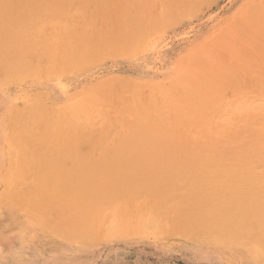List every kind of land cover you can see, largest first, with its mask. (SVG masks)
I'll use <instances>...</instances> for the list:
<instances>
[{
	"label": "rangeland",
	"instance_id": "obj_1",
	"mask_svg": "<svg viewBox=\"0 0 264 264\" xmlns=\"http://www.w3.org/2000/svg\"><path fill=\"white\" fill-rule=\"evenodd\" d=\"M155 1L0 0V264H264V245L251 243L249 239L253 230L248 237H242L245 239L231 240L222 239L215 230L197 226L200 221L197 211L213 190L211 178L218 176L227 182L224 201L235 207L244 193L259 187L254 179L264 181V104L242 109L236 102L264 96V0H157L156 9L148 6ZM61 23L67 25L68 31ZM60 44L63 46L58 48ZM56 47L62 49L61 55ZM52 56L59 57V64L61 58L62 63L66 61L55 66L57 59ZM201 60L202 63L207 60L206 64L198 62ZM196 61L198 63L194 64ZM3 66H16L19 72L5 76ZM208 69L211 76L223 82L225 90V97L215 110H218L217 116L212 117L214 121L208 126L190 117L186 124L177 126L172 119L164 122L170 134H153L154 126L146 125L152 114L164 111L171 116L176 110L188 114L190 105L197 106L195 97L201 95L200 91L203 94L200 82L204 81L196 80L194 75L201 77ZM185 80L186 84L182 83ZM175 86L179 89H174ZM188 89L192 92L191 100L180 102L181 97L187 98ZM139 90L147 100L142 101ZM231 98H235L232 104ZM125 100L131 103L124 104ZM40 110L47 115L59 114L61 110L60 113L82 111L93 115L97 122H104L106 118L105 123L100 121L91 129L90 126L79 129L73 139L66 142L65 146L70 148H62L60 143L47 145L42 140H34L28 146L38 155L60 157L69 193L81 191L83 200L87 201L93 197L97 202L108 200L110 207L102 215L96 211V215L102 218L111 212L112 217H104L114 220L116 216V222L108 221L109 235L104 226L103 234L99 231L101 228H96L103 223L83 221L86 212L83 214L81 209L75 208L73 199L72 205L63 211L49 208L41 213L8 201L7 179L11 175L8 174L15 171L17 178L22 165V158L19 155L16 159V148L8 139H11L13 126L17 129L25 115L37 116ZM206 128L209 129L207 135L204 134ZM27 169L24 167L22 172L30 175L32 182L34 175L32 171L27 173ZM235 181H241L239 188L232 187ZM131 193H135L133 199ZM122 198L124 205L119 203ZM138 199L140 206L135 203ZM148 205L152 210L149 207L147 213ZM174 205L176 208L171 210ZM136 206L140 209L132 210Z\"/></svg>",
	"mask_w": 264,
	"mask_h": 264
},
{
	"label": "bare ground",
	"instance_id": "obj_2",
	"mask_svg": "<svg viewBox=\"0 0 264 264\" xmlns=\"http://www.w3.org/2000/svg\"><path fill=\"white\" fill-rule=\"evenodd\" d=\"M69 1V0H68ZM152 1V0H151ZM155 1V0H154ZM157 1V0H156ZM156 1H155V6L154 5H148L149 7H155V9H156V4H158V3H156ZM150 2V1H149ZM122 3H123V1H122ZM76 4V3H75ZM74 4V5H75ZM23 5V4H22ZM77 5V4H76ZM260 5V4H259ZM258 5V6H259ZM80 6V5H79ZM121 6H123V4L121 5ZM55 7V6H54ZM61 7V6H60ZM120 7V6H119ZM145 7V6H144ZM257 7V6H256ZM260 7V6H259ZM74 8V10L76 9V11H77V8H75V7H73ZM92 8H93V5H92ZM95 8V7H94ZM93 8V9H94ZM258 8V7H257ZM49 9H50V7H49ZM48 9V10H49ZM53 9V8H52ZM91 9V8H90ZM90 9H89V11H90ZM117 9H118V7H117ZM143 9V8H142ZM253 9H255V8H253ZM51 10V9H50ZM55 10V9H54ZM95 10V9H94ZM120 10H124V9H120ZM260 10V9H259ZM26 11V10H25ZM79 11V10H78ZM254 11V10H253ZM20 12V11H19ZM111 12H113V11H111ZM110 12V13H111ZM145 12V11H144ZM148 12H150L151 13V10L150 11H148ZM147 12V13H148ZM152 12H154V11H152ZM251 12V11H250ZM259 12V11H258ZM258 12H256V13H258ZM33 13V12H32ZM36 13H38V12H36ZM58 13V12H57ZM94 13V12H93ZM39 14V13H38ZM56 14V13H55ZM90 14V13H89ZM88 14V15H89ZM95 14V13H94ZM112 14V13H111ZM21 15V14H20ZM41 15V14H40ZM120 15H121V12H120ZM149 15V14H148ZM249 15V14H248ZM253 15H254V13H253ZM44 16V15H43ZM75 16V15H74ZM150 16V15H149ZM155 16H157V15H155ZM42 17V16H41ZM54 17V16H53ZM77 17V16H76ZM93 17V16H92ZM148 17V16H147ZM151 17V16H150ZM153 17V16H152ZM159 16H157V18H158ZM256 17V16H255ZM65 18V17H64ZM120 18V17H119ZM124 18H125V16H124ZM143 18V17H142ZM154 18V17H153ZM262 18H263V16H262ZM74 19H77V18H74ZM89 19V18H88ZM149 20L151 19V18H148ZM241 19V18H240ZM256 19V18H255ZM34 19H32V21H33ZM44 20V19H43ZM47 20V19H46ZM80 20V19H79ZM90 20H93L92 18H90ZM262 20V19H261ZM13 21V20H12ZM38 21H39V19H38ZM104 21V20H103ZM150 21H152V20H150ZM157 21V20H156ZM242 21L243 20H241V22L240 23H242ZM10 22V21H9ZM37 22V21H36ZM54 22V21H53ZM55 22H58V21H55ZM90 22V21H89ZM89 22L87 21V25H90L89 24ZM119 22H120V20H119ZM125 22V21H124ZM155 22V21H154ZM153 22V23H154ZM46 23H48V22H46ZM91 23V22H90ZM152 23V22H151ZM152 23V24H153ZM245 23V22H244ZM34 24V23H33ZM32 24V25H33ZM49 24V23H48ZM56 24V23H55ZM61 24H63L62 26H66L65 27V30H67L68 31V29H67V25H64L65 23H61ZM74 24H78V23H74ZM105 24V23H104ZM143 24H145L144 22H143ZM150 24V23H149ZM157 24H158V22H157ZM5 25V24H4ZM35 25V24H34ZM57 25V24H56ZM99 25H100V23H99ZM120 25V24H119ZM125 25V24H124ZM60 26V25H59ZM61 26V27H62ZM146 26V25H145ZM153 26V25H152ZM158 26V25H157ZM156 26V27H157ZM13 27V26H12ZM22 27V26H21ZM71 26H69V28H70ZM143 27V26H142ZM147 28L149 27V26H146ZM145 27V28H146ZM14 28V27H13ZM17 28V27H16ZM44 28V27H43ZM58 28L59 27H57L56 29L58 30ZM98 28H102V27H98ZM111 28H112V26L109 28L110 30H111ZM115 28V27H114ZM113 28V29H114ZM159 27H157V29H158ZM41 29V28H40ZM60 30H61V28H59ZM107 29V28H106ZM239 29V28H238ZM237 29V30H238ZM248 29V28H247ZM37 30H39V29H37ZM44 30V29H43ZM59 30V31H60ZM65 30H64V32H65ZM99 30V29H98ZM102 30V29H101ZM117 30V29H116ZM116 30H115V32H116ZM144 30V29H143ZM156 30V29H155ZM39 31H41L42 32V30H39ZM67 31L65 32V34L67 33ZM108 31V30H107ZM114 31V30H113ZM151 31V30H150ZM249 31V30H248ZM14 32V31H13ZM27 32H29V31H27ZM34 32V31H33ZM38 32V31H37ZM47 32H49L50 33V31H48L47 30ZM56 32V31H55ZM76 32V31H75ZM159 32H161L160 30H159ZM57 33V32H56ZM61 33V32H60ZM111 33V32H110ZM61 34H63V33H61ZM64 34V35H65ZM105 34V33H104ZM161 34V33H160ZM12 35V34H11ZM19 35V34H18ZM25 35V34H24ZM30 35V34H29ZM39 35H41V34H39ZM38 35V36H39ZM49 35V34H48ZM47 35V36H48ZM52 35V34H51ZM100 35H101V33H100ZM103 35V34H102ZM114 35H115V33H114ZM126 35H127V33H126ZM149 35V34H148ZM152 35V34H151ZM150 35V36H151ZM15 36V35H14ZM14 36H13V38H14ZM26 36V35H25ZM38 36H36V37H38ZM153 36V35H152ZM40 37V36H39ZM48 38V37H47ZM52 38V37H51ZM75 38H77V37H75ZM145 38V37H144ZM15 39V38H14ZM32 39V38H31ZM64 39H66V38H64ZM113 39V38H112ZM12 40V39H11ZM44 40H48V39H44ZM49 40H51V39H49ZM56 40V39H55ZM71 40V39H70ZM76 40V39H75ZM113 40H115V39H113ZM118 40H120V39H118ZM146 40V39H145ZM27 41V40H26ZM29 41V40H28ZM38 41V40H37ZM123 41V40H122ZM13 42V41H12ZM56 42L58 43V41L56 40ZM116 42V41H115ZM121 41H119V43H120ZM145 42V41H144ZM146 42H147V40H146ZM17 43V42H16ZM29 43V42H28ZM39 43V42H38ZM48 43H50V42H48ZM53 43V42H52ZM56 43V44H57ZM66 43V42H65ZM104 43H106V42H104ZM112 43H114V42H112ZM21 44V43H20ZM35 44V43H34ZM63 44V43H62ZM72 44V43H71ZM74 44V43H73ZM114 44H118L117 42L116 43H114ZM146 43H144V45H145ZM19 45V44H18ZM26 45V44H25ZM28 45V44H27ZM26 45V46H27ZM42 45V44H41ZM44 45V44H43ZM42 45V46H43ZM112 45V44H111ZM15 45H13L12 47H14ZM24 46V45H23ZM30 46V45H29ZM31 46H33V45H31ZM37 46V45H36ZM53 46V45H52ZM58 46V45H57ZM61 46H63V45H59L58 46V48L59 47H61ZM118 46H119V44H118ZM125 46V45H124ZM155 46V45H154ZM39 47V46H38ZM70 47H72V46H70ZM70 47H68V48H70ZM103 47H104V44H103ZM111 47V46H110ZM121 47H122V45H121ZM142 47V46H141ZM22 47H20V49H21ZM32 48V47H31ZM49 48H51V47H49ZM57 47H56V49H58ZM66 48V47H65ZM123 48V47H122ZM121 48V49H122ZM218 48V47H217ZM27 49V48H26ZM25 49V50H26ZM40 49V48H39ZM43 49V48H42ZM53 49H55V48H53ZM52 49V50H53ZM12 50V49H11ZM29 50V49H28ZM27 50V51H28ZM38 50V49H37ZM44 50V49H43ZM42 50V51H43ZM50 50V49H49ZM208 50V49H207ZM214 50V49H213ZM7 51V50H6ZM47 51V50H46ZM60 51L62 52V49H58V55H61L60 54ZM113 51V50H112ZM119 51V50H118ZM117 51V52H118ZM121 51V50H120ZM8 52V51H7ZM38 52V51H37ZM104 52V51H103ZM114 52V51H113ZM214 52V51H213ZM3 53V52H2ZM13 53H14V51H13ZM43 53V52H42ZM149 53V52H148ZM3 54H5V53H3ZM28 54V53H27ZM109 54V53H108ZM50 55H51V53H50ZM50 55L49 56H47L46 55V58H48V57H50ZM107 55V54H106ZM119 55V54H118ZM212 55V54H211ZM210 55V56H211ZM19 56V55H18ZM30 56V55H29ZM33 56H34V54H33ZM44 56V55H43ZM104 56V55H103ZM115 56H116V54H115ZM222 56V55H221ZM5 57V56H4ZM6 57H8V56H6ZM28 57V56H27ZM31 57V56H30ZM53 57V56H52ZM63 58L65 57V55L64 56H62ZM220 57V56H219ZM16 58V57H15ZM25 58V57H24ZM54 59H57V58H59L58 56H56V57H53ZM61 58V57H60ZM102 58V57H101ZM118 58V57H117ZM142 58V57H141ZM195 58V57H194ZM221 58H223V56L221 57ZM228 58H229V55H228ZM62 59V58H61ZM60 59V63L63 65V63H64V60H63V63L61 62L62 60ZM224 59V58H223ZM226 59V58H225ZM25 60V59H24ZM40 60V59H39ZM42 60V59H41ZM53 60V59H52ZM95 60V59H94ZM98 60V59H97ZM222 60V59H221ZM6 61V60H5ZM18 61H19V59H18ZM26 61H28L29 62V60H27L26 59ZM34 61V60H33ZM47 61V60H46ZM50 61V60H49ZM54 61V60H53ZM57 61V62H56ZM55 62L56 63H58L59 61H58V59L56 60ZM66 61V60H65ZM225 61V60H224ZM228 61H229V59H228ZM228 61H227V63H228ZM234 61V60H233ZM232 61V62H233ZM2 62V61H1ZM69 62H71V61H69ZM68 62V63H69ZM90 62V61H89ZM92 62V61H91ZM104 62V61H103ZM192 62V61H191ZM198 62H200V63H202V60L201 61H198ZM197 61H196V63H194V64H197L198 63ZM205 62H207V60L205 61ZM204 62V63H205ZM15 63V62H14ZM21 63V62H20ZM24 63V62H23ZM31 63H32V61H31ZM36 63H38V61L36 62ZM83 63V62H82ZM87 63V62H86ZM204 63H202V64H204ZM237 63V62H236ZM25 64V63H24ZM39 65H40V63H38ZM43 64V63H42ZM41 64V66H44V65H42ZM47 64H49V63H47ZM50 64H51V62H50ZM61 64H54L55 66H58V65H61ZM65 64H67V62L65 63ZM64 64V65H65ZM81 64V63H80ZM79 64V65H80ZM88 64V63H87ZM189 64H190V62H189ZM206 64V63H205ZM208 64V63H207ZM231 64V63H230ZM9 65V64H8ZM27 65V64H26ZM25 65V66H26ZM54 65H53V68H54ZM69 65V64H68ZM233 65H234V62H233ZM28 66H30L29 64H28ZM80 66H82V65H80ZM2 67V66H1ZM4 67V69L5 70H3L4 71V75L5 76H9L10 75V77L11 76H15V75H17V73L19 72V68L18 67H16V66H12V67H8V66H3ZM19 67H21V66H19ZM32 67V66H31ZM35 67V66H34ZM47 67V66H46ZM78 67V66H77ZM22 68V67H21ZM36 68V67H35ZM48 68V67H47ZM46 68V69H47ZM58 68V67H57ZM68 68H71V67H68ZM27 69H29V68H27ZM41 69H42V67H41ZM44 69V68H43ZM51 69V68H50ZM31 70V69H30ZM53 71H54V69H52ZM65 70V69H64ZM68 70L70 71V69H67V72H68ZM74 70V69H73ZM213 70V69H212ZM33 71V70H32ZM32 71H30L29 73H31ZM39 71H40V69H39ZM57 71V70H56ZM55 72V71H54ZM60 72H61V70H60ZM62 72H64L63 70H62ZM66 72V71H65ZM110 72V71H109ZM189 72V71H188ZM34 73V72H33ZM41 73V72H40ZM47 73V72H46ZM56 73V72H55ZM73 73V72H72ZM210 71H209V69L207 70V72L205 71L202 75H201V77H199V76H197V75H194V77H195V79L197 80H202V81H204V82H200L201 84H203V88H204V92H203V94H202V91H200L199 92V94L201 93V95L199 96V97H195V96H197V95H195L194 97L196 98V100H197V102H198V104H196L197 106H191L190 105V111H191V113H189L188 112V114L187 113H180L178 110H176V112H174V111H172V112H174V113H172V114H174V115H167V113H165L164 111H157L155 114H152L151 115V118L149 119V121H147V123H146V125H153L154 126V129L152 130V133L153 134H156V135H161V134H166V133H168V134H170L171 133V131L169 130V129H165V127H164V125H165V121H170V120H172L173 121V123L175 124V125H177V126H183L184 124H186V122L190 119V117L191 118H193V120L195 121V122H197V123H203L204 122V124H207L208 126L212 123V121H214L213 119H212V117L213 116H217V111L215 112V110L216 109H218V107L220 106V104H221V99L223 98V97H225L224 96V93L223 92H225V90L223 91V87H224V84H223V82L222 81H217L214 77H213V75L211 76L210 74ZM213 73V72H212ZM211 73V74H212ZM2 74V73H1ZM0 74V75H1ZM35 74V73H34ZM36 74H38V73H36ZM42 74V73H41ZM49 75H50V72L48 73ZM54 74V73H53ZM77 74V73H76ZM188 74L189 73H187L186 75V80H188L187 79V77H188ZM22 75H24V74H22ZM26 75V74H25ZM43 75V74H42ZM48 75V76H49ZM63 75V74H62ZM180 75V74H179ZM29 76V75H28ZM34 76V75H33ZM45 76H46V74H45ZM51 76V75H50ZM116 76V75H115ZM2 77V76H1ZM42 77V76H41ZM182 77V76H181ZM205 77V79L203 80V78ZM208 77H210V78H212V79H209ZM189 78V77H188ZM37 79V78H36ZM52 79V78H51ZM29 80V79H28ZM27 80V81H28ZM31 80V79H30ZM40 80V79H39ZM186 80L184 81V82H182V83H185L186 82ZM116 81V80H115ZM189 81V80H188ZM193 81V80H192ZM172 82V81H171ZM174 82V81H173ZM18 83H20V82H18ZM117 84V83H116ZM173 84H176V83H173ZM186 84V83H185ZM189 84H191V82L189 83ZM15 85H17V84H15ZM169 85V84H168ZM167 85V86H168ZM196 85V84H195ZM198 86H200L199 85V82H198V84H197ZM33 86V85H32ZM32 86H30L31 88H32ZM60 86V85H59ZM117 87H118V85H116ZM141 86H142V83H141ZM180 86V85H179ZM183 86V85H182ZM161 87V86H160ZM163 87H165V85L163 86ZM172 87V86H171ZM193 87H196V86H193ZM34 88H36V87H34ZM120 87H118V89H119ZM132 88V87H131ZM140 88V87H139ZM143 88H144V86H143ZM151 88V87H150ZM167 88V87H166ZM174 88V87H173ZM38 89V88H37ZM90 89V88H89ZM127 89H129V87L127 88ZM146 89V88H145ZM144 89V91L146 92L147 90H145ZM154 89V88H153ZM156 89H158V88H156ZM163 89V88H162ZM167 89H169V88H167ZM166 89V90H167ZM174 89H179V87H177L176 88V86H175V88ZM201 90H202V87L200 88ZM42 90V89H41ZM119 90H121V89H119ZM161 90V89H160ZM165 90V89H164ZM173 90V89H172ZM189 90V89H188ZM190 90H191V88H190ZM190 90L187 92V94H188V96H187V98H182L181 97V99H180V102H181V100L182 101H184V99H187V100H191V98H190V96L192 95L191 93L192 92H190ZM193 90V89H192ZM198 90V89H197ZM196 90V91H197ZM65 91V90H64ZM128 91V90H127ZM129 91H132V90H129ZM140 91V90H139ZM142 91V90H141ZM141 91H140V97H142V94H141ZM162 91V90H161ZM168 91V90H167ZM195 91V92H196ZM145 92H143V93H145ZM173 92V91H172ZM172 92H170L171 93V95H173V93ZM189 92H190V95H189ZM62 93V92H61ZM139 93V92H138ZM146 93H148V92H146ZM145 93V94H146ZM159 93V92H158ZM157 93V94H158ZM261 93V92H260ZM121 94H123V92L121 93ZM160 94V93H159ZM258 95H259V93H257ZM45 96L47 95L46 93L44 94ZM51 95V94H50ZM163 95H165V94H163ZM175 95V94H174ZM30 96V95H29ZM78 96V95H77ZM97 96V95H96ZM158 96V95H157ZM161 96V95H160ZM166 96V95H165ZM180 96V95H179ZM39 97H40V95H39ZM71 97V96H70ZM81 97V96H80ZM123 97V96H122ZM126 99H128L129 98V96L128 95H126ZM144 97L146 98L147 96L146 95H144ZM162 97V96H161ZM232 97H234V96H232ZM33 98V97H32ZM31 98V99H32ZM41 98V97H40ZM51 98V97H50ZM124 99H125V97H123ZM135 98H137V97H135ZM145 98H143L142 97V101H143V99L145 100ZM148 98V97H147ZM147 98H146V100H147ZM158 99H161V98H159V97H157ZM168 98H169V96H168ZM45 99V98H44ZM49 99V98H48ZM77 99V98H76ZM97 99H100V98H97ZM130 99H131V97H130ZM130 99H129V101H130ZM154 99V98H153ZM163 99V98H162ZM161 99V100H162ZM173 99V98H172ZM29 100V99H28ZM33 100H35V99H33ZM64 100V99H63ZM138 100H141V98L139 99L138 98ZM161 100H159V101H161ZM165 100V99H164ZM169 100V99H168ZM168 100H166L167 101V103H168ZM174 100H176V102L178 101L177 99H174ZM173 100V101H174ZM227 100V99H226ZM229 100V99H228ZM233 100V101H232ZM238 100V99H237ZM41 101V100H40ZM127 100H125L124 101V104H125V102H126ZM156 101V100H155ZM194 101H195V99H194ZM193 101V102H194ZM235 101V98H231L230 99V103L232 104L233 102ZM42 102V101H41ZM74 102V101H73ZM88 102V101H87ZM97 102H100V101H97ZM128 102V101H127ZM147 102V101H146ZM156 102H158V101H156ZM170 102V101H169ZM200 102V103H199ZM229 102V101H228ZM237 102V105H238V107L239 108H242V109H250L251 107H255V106H261V105H263L264 104V96L262 95V96H259L257 99H253V98H246V99H244V100H242V99H240V100H238V101H236ZM43 103V102H42ZM62 103V102H61ZM63 103L65 104V102L63 101ZM68 103V102H67ZM91 103V102H90ZM104 103V102H103ZM102 103V104H103ZM128 103H131V102H128ZM144 102H142V104H143ZM159 104H161L162 103V101H161V103L160 102H158ZM178 103V102H177ZM176 103V104H177ZM31 104V103H30ZM29 104V105H30ZM48 104H50V103H48ZM63 104V105H64ZM104 104H106V103H104ZM139 104V103H138ZM159 104H157V105H159ZM164 105H165V103H163ZM174 105H175V103H173ZM187 104V103H186ZM236 103H234L233 105H231V107L232 106H234ZM44 105V104H43ZM42 105V106H43ZM50 105H53V104H50ZM87 105H88V103H87ZM139 105H141V103L139 104ZM146 105V104H145ZM148 105H150V103L148 104ZM147 105V106H148ZM199 105V106H198ZM227 105V104H226ZM18 106V105H17ZM40 106V105H39ZM155 106V105H154ZM153 106V107H154ZM167 106V105H166ZM171 106V105H170ZM187 106V105H186ZM32 107V106H31ZM33 107H34V105H33ZM37 107V106H36ZM35 107V108H36ZM45 107V106H44ZM47 107H49V106H47ZM62 107V106H61ZM60 107V108H61ZM89 107H91V106H89ZM140 107H142V106H140ZM152 107V106H151ZM158 106H156V108H157ZM100 109H101V107H99ZM106 109L108 108V107H105ZM155 108V107H154ZM155 108V109H156ZM175 108H177V106L175 107ZM181 108V107H180ZM179 108V109H180ZM183 108V107H182ZM224 108V107H223ZM33 108H31V109H29V110H32ZM100 109H98L97 108V110H100ZM173 109V108H172ZM43 110H44V108H43ZM63 110H64V108H63ZM109 110V109H108ZM141 110V109H140ZM164 110V109H163ZM171 110V109H170ZM261 111H262V109H260ZM264 110V109H263ZM46 111V110H45ZM60 111V110H59ZM62 111V110H61ZM60 111V112H61ZM65 111H66V109H65ZM64 111V112H65ZM104 111H105V109H104ZM142 111V110H141ZM145 111V110H144ZM189 111V110H188ZM27 112V111H26ZM40 112H41V110H40ZM55 112H56V110H55ZM60 112H58L59 114H56V115H47V114H45L44 113V111L43 112H41V114L40 115H37V116H35V115H25V117L20 121V123H19V125H18V127H17V129L15 128V126H13V128H12V130H13V132H12V135H11V139H8V137H7V139L8 140H11L10 141V143H12L14 146H15V148H16V151H17V158L16 159H18L19 158V155H20V158H22V161H20L21 162V168L19 167V171L17 172V178H16V174H15V171L14 172H12V173H9L8 175H10L9 176V178L7 179V196H8V201H11L12 203L14 202V203H18L19 205H21V206H24V207H26V208H30V211H34V212H39V213H41V212H44L46 209H49V208H55V209H57L58 211H63L64 209H66V207L67 206H71L72 205V202H71V199H73L74 201H75V208H78V209H81V212H83V214H84V212H86L85 214H84V218H83V221H85V222H89V221H96V222H99V223H103V224H98V227H96V228H101L99 231H101L100 233L101 234H103L102 232L105 230L106 231V229H104V228H102V226H104L105 228H107V232L109 231V226L110 225H108V221L111 219L110 217H104V216H111L112 217V215H111V212L109 213V211H108V215H104L102 218H99V216H97L96 215V211H99L100 212V215H102L103 213H104V211L106 210V208L107 207H110V203L108 202V200H102V201H100V202H97L98 200H96L97 198H91L90 199V201H87V200H83V198H84V195L82 194V192L80 191V192H78V191H76V194H74V193H69V189L67 188V187H69V186H65V183H66V179L65 178H63V167H62V165H63V162L60 160V157H56V158H54V156H49V155H45L44 153H41V155H38L37 153H36V151L34 152V151H30V149H29V144H31L32 142H34V140H42L44 143H46L47 145H50V144H54V143H60V144H63V147L62 148H67V147H69V146H65V145H67L66 144V142H68V141H71L73 138V136H75V134H76V132L79 130V129H81L82 127L84 128V127H89L90 126V129H91V127L93 128V126L94 125H96L97 126V123H99L100 121H102V120H100L99 122H97L96 120H95V117L93 116V115H91V114H88V113H86V112H82V111H75V112H67V113H60ZM78 112V113H77ZM98 112V111H97ZM100 112H101V110H100ZM100 112H98V115L100 114ZM106 112V111H105ZM167 112V111H166ZM186 112H187V110H186ZM211 112H213V113H211ZM9 113H10V111H9ZM14 113V112H13ZM39 113V112H38ZM109 113V112H108ZM132 113V112H131ZM171 113H169V114H171ZM142 114H145L144 112H142ZM150 114H151V111H150ZM187 114V115H186ZM263 114V113H262ZM10 115V114H9ZM19 115H20V113H19ZM48 116L49 117V119L46 117V116ZM132 115H133V113H132ZM141 116V115H140ZM98 117V116H97ZM149 117V116H148ZM18 118V117H17ZM103 118H105V116L103 117ZM98 119V118H97ZM100 119V118H99ZM5 120V119H4ZM105 120H106V118L104 119V122L103 123H105ZM134 121H135V119H133ZM223 120V119H222ZM130 122V121H129ZM133 122V121H132ZM4 123V122H3ZM135 124V123H134ZM137 124V123H136ZM206 125V126H207ZM95 126V127H96ZM101 126V125H100ZM171 127H173V126H171ZM192 127V126H191ZM132 128V127H131ZM139 128V127H138ZM85 129V128H84ZM208 128H206L205 130H207ZM209 130V129H208ZM208 130L204 133L205 135H207V132H208ZM85 131V130H84ZM132 131V130H131ZM196 131V130H195ZM194 131V132H195ZM114 132H115V130H114ZM114 132H112V133H114ZM92 133V132H91ZM123 133V132H122ZM101 134V133H100ZM99 134V135H100ZM113 135L111 134V136L110 137H112ZM89 137H90V135H89ZM110 137H109V139H110ZM107 140V139H106ZM93 141V140H92ZM96 141H98L99 142V140H96ZM107 142V141H106ZM262 142V141H261ZM264 142V141H263ZM111 143V142H110ZM255 143V142H254ZM254 143H253V145H254ZM96 144H98V143H96ZM106 144V143H105ZM260 144H262V143H260ZM36 145V144H35ZM110 145V144H109ZM113 145V144H112ZM259 145V144H258ZM257 145V146H258ZM264 145V144H263ZM70 148V147H69ZM93 148V147H92ZM257 148V147H256ZM259 148V147H258ZM11 149H13V148H11ZM91 149V148H90ZM254 149V148H253ZM89 150V149H88ZM95 150V149H94ZM100 150V149H99ZM99 150H97V152L99 151ZM247 150V149H246ZM39 151V150H38ZM245 151V150H244ZM263 151H264V149H263ZM43 152V151H42ZM49 152V151H48ZM90 152V151H89ZM115 152H117V151H115ZM247 152H249L248 150H247ZM68 153V152H67ZM67 153H64V154H67ZM92 153V152H91ZM241 153V152H240ZM243 153V152H242ZM260 153V152H259ZM105 154V153H104ZM120 154V153H119ZM246 154V153H245ZM36 155V156H35ZM88 155V154H87ZM112 155V154H111ZM127 155V154H126ZM216 155V154H215ZM239 155V154H238ZM263 155V154H262ZM109 156V155H108ZM233 156V155H232ZM235 156V155H234ZM260 156V155H259ZM264 156V155H263ZM14 157V156H13ZM101 157V156H100ZM110 157V156H109ZM112 157V156H111ZM207 157V156H206ZM216 157H219V156H216ZM261 157V156H260ZM208 158V157H207ZM223 158V157H222ZM262 158V157H261ZM15 159V160H16ZM88 159V158H87ZM93 159V158H92ZM99 159H101V158H99ZM204 159V158H203ZM238 159V158H237ZM264 159V158H263ZM86 160V159H85ZM91 160V159H90ZM108 160H110V159H108ZM221 160V159H220ZM92 161V160H91ZM204 161H206V160H204ZM236 161V160H235ZM238 161V160H237ZM247 161V160H246ZM231 162H232V160H231ZM262 162H264V160H262ZM13 163V162H12ZM18 163H19V161H18ZM235 162H233V164H234ZM231 164V163H230ZM246 164V163H245ZM262 164V163H261ZM24 167L25 168H28L27 170H26V172L27 173H29L28 171H32V173H33V175H34V177H33V180H32V182H31V177H30V175H28V174H23V172H22V170L24 169ZM96 167V166H95ZM236 167V166H235ZM90 169H91V167H90ZM21 170V171H20ZM98 172V171H97ZM91 173V172H90ZM99 173H101V170H100V172ZM229 173V172H228ZM32 175V176H33ZM93 175H96V174H93ZM102 175H104V174H102ZM105 176V175H104ZM118 176V175H117ZM137 176V175H136ZM8 177V176H7ZM117 178V177H116ZM120 178V177H119ZM210 181H211V188H213V190H211V192H210V194L208 195V199L205 201V204H204V206H205V208H204V210H202V208L204 207H200L199 209H198V211H197V217L198 218H200V221H199V223H197V226H202V227H204V228H210L209 230L210 231H213V230H215V231H217V235H219V236H221V238L223 237V238H225V239H240V237L242 238V237H248L249 235H250V231L251 230H253V235H252V237L251 238H249V239H252V241H251V243L253 242L254 244H257V245H259V246H263L264 245V187H262L261 188V184L263 185L264 184V181H262L261 179H254V184H255V181H258L259 182V184H258V188H256V189H253V190H251V192L250 193H248V194H246V193H244L243 195H242V198H241V200H239L238 202H237V204H236V207H235V205L233 206V205H230L229 203H226L225 201H224V196H225V189H226V187H224V184H225V186H227V182L226 181H224L221 177H213V178H211L210 179ZM70 184V183H69ZM240 184H241V181H235V183H232V187H233V185L235 186V187H238L239 188V186H240ZM73 185V184H72ZM138 186V185H137ZM74 187V186H73ZM83 188V187H82ZM237 188V189H238ZM71 189V188H70ZM228 189V188H227ZM82 190V189H81ZM183 190H184V188H183ZM99 191V190H98ZM133 191V190H132ZM181 192V191H180ZM118 193H120V192H118ZM182 193V192H181ZM132 194L134 195L135 193H131L130 195H131V197H132V199H133V197L134 196H132ZM128 196V195H127ZM142 198H144V197H142ZM141 198V200H144V199H142ZM155 198V197H154ZM179 198H180V196H179ZM85 199V198H84ZM151 199H153V197L151 198ZM123 200V198L120 200V204H122V205H124L122 202ZM141 200L140 199H138L137 200V202L135 201V203H138V205L141 203ZM154 200V199H153ZM153 200L151 201V204L153 203ZM157 200V199H156ZM175 200H177V199H175ZM175 200H173V203L177 206V204H176V201ZM104 201V202H103ZM128 201V200H127ZM68 202H69V204H68ZM143 202V201H142ZM145 202V201H144ZM161 202H163V200L161 201ZM116 203V202H115ZM114 203V204H115ZM119 203H117L118 204V206H116L118 209L119 208H121V206H120V204ZM125 203V202H124ZM134 203V202H133ZM133 203H132V205H133ZM116 204V205H117ZM126 204V203H125ZM129 204H131L130 202H129ZM142 204V203H141ZM140 204V205H141ZM150 204V205H151ZM156 204V203H155ZM139 205V206H140ZM150 205H148V208L146 209L147 210V213H148V211H150V210H148L149 209V207H151ZM174 205V208H172L171 210H173V209H175L176 208V206ZM120 206V207H119ZM126 206V209H127V206H128V204L127 205H125ZM152 206H154V205H152ZM230 206V207H229ZM130 207H132V206H130ZM165 207V206H164ZM163 207V208H164ZM229 207V208H228ZM220 208V209H219ZM114 209V210H113ZM138 210V209H140V208H137V206H136V208H134L133 207V209L132 210ZM154 209H155V206H154ZM29 210V209H28ZM112 212L114 213L115 211H116V208H115V206H113V208H112ZM120 210V209H119ZM145 210V211H146ZM151 210H152V207H151ZM110 211H111V209H110ZM195 211V210H194ZM141 212H143V210L141 211ZM172 212V211H171ZM171 212H170V214H171ZM135 212L133 211V214H134ZM106 214H107V212H106ZM115 214H117V213H115ZM114 214V215H115ZM136 214H138V212L136 213ZM97 216V217H96ZM135 216V215H134ZM141 216H142V213H141ZM140 216V217H141ZM147 216V215H146ZM115 217V220H117L116 219V216H113V218ZM120 217V216H119ZM136 217V216H135ZM137 217H138V215H137ZM153 217V216H152ZM155 217V216H154ZM171 217V216H170ZM169 216H168V218H169V220L171 219ZM63 218H65V217H63ZM75 218V217H74ZM99 218V219H98ZM106 218V219H105ZM107 218H109V219H107ZM134 219V218H133ZM133 219H131V220H133ZM148 219V218H147ZM150 219V218H149ZM153 219V218H152ZM156 219V218H155ZM73 220V219H72ZM72 220H71V222H72ZM77 220V219H76ZM75 220V221H76ZM105 220H107V222L105 221ZM114 219H111V221L112 222H116ZM119 220V219H118ZM134 220H136V218L134 219ZM151 220V219H150ZM69 221V220H68ZM120 221V220H119ZM142 221V220H141ZM140 221V222H141ZM167 221V220H166ZM66 222V221H65ZM118 222V221H117ZM134 223H135V221H133ZM138 222V221H137ZM140 222H138V223H140ZM195 222H197V220L195 219ZM75 223V222H74ZM119 223V222H118ZM142 223V222H141ZM168 223V222H167ZM104 224H107L108 226L106 227ZM110 224V223H109ZM113 224V223H112ZM152 224V223H151ZM158 224V223H157ZM156 224V225H157ZM166 224V223H165ZM100 225V226H99ZM118 225V224H117ZM134 226H135V224H133ZM88 226V225H87ZM89 226H90V224H89ZM96 226V225H95ZM142 226V225H141ZM147 226V225H146ZM150 226V225H149ZM148 226V227H149ZM155 226V225H154ZM91 227V226H90ZM112 227V226H111ZM114 227V226H113ZM159 227V226H158ZM95 228V227H94ZM142 228V227H141ZM146 228V227H145ZM156 228H157V226H156ZM104 229V230H103ZM140 229V228H139ZM152 229V228H151ZM154 229V228H153ZM67 230V229H66ZM147 230V229H146ZM150 230V229H149ZM155 230V229H154ZM57 231V230H56ZM71 232H72V230H71ZM98 232V231H97ZM140 232V231H139ZM74 233V232H73ZM73 233H72V235H73ZM94 233V232H93ZM159 233V232H158ZM76 234V233H75ZM77 234H79V233H77ZM99 234V233H98ZM104 234H106L105 232H104ZM71 235V234H70ZM81 235V234H80ZM92 235V234H91ZM100 235V234H99ZM107 235H109V232H108V234ZM67 236V235H66ZM88 236V235H87ZM205 236V235H204ZM203 236V237H204ZM207 236V235H206ZM209 236V235H208ZM207 236V237H208ZM215 236V235H214ZM97 237V236H96ZM109 237V236H108ZM113 237V236H112ZM170 237H172V236H170ZM80 238V237H79ZM100 238L101 239H104V238H102L101 236H100ZM106 238V237H105ZM111 238V237H110ZM109 238V239H110ZM210 238H212V237H210ZM222 238V239H223ZM83 239H84V236H83ZM113 239V238H112ZM205 239V238H204ZM208 239H209V237H208ZM215 239V238H214ZM242 239H245V238H242ZM98 240V239H97ZM114 240V239H113ZM91 241V240H90ZM100 241V240H99ZM207 241V240H206ZM217 241H218V238H217ZM222 241V240H221ZM88 242V241H87ZM93 242V241H92ZM91 242V244H93ZM225 242H226V240H225ZM228 242H230V241H227V243ZM239 242V241H238ZM246 242V241H245ZM96 243V242H95ZM94 243V244H95ZM235 243L237 244V241H235ZM222 244V243H221ZM229 244V243H228ZM239 244V243H238ZM247 244V243H246ZM245 244V245H246ZM240 245V244H239ZM251 246V245H250ZM225 247V246H224ZM263 249V248H262ZM263 256V255H262ZM264 259V258H263Z\"/></svg>",
	"mask_w": 264,
	"mask_h": 264
}]
</instances>
